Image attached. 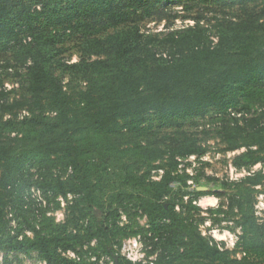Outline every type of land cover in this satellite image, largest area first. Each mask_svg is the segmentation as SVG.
<instances>
[{
	"label": "trees",
	"instance_id": "16d2710c",
	"mask_svg": "<svg viewBox=\"0 0 264 264\" xmlns=\"http://www.w3.org/2000/svg\"><path fill=\"white\" fill-rule=\"evenodd\" d=\"M55 1L52 8L44 5L41 12L33 13L23 1L0 0V50L10 53L13 65L25 68V82L31 94L29 101L7 103L9 90L4 87L0 90V110L24 108L29 103L31 107V115L20 121L0 119V130L6 128L15 134V138L0 141V250L22 254L33 251L46 264H67L58 248L74 250L82 237L64 234V226L55 225L50 232L41 225L38 229L28 227L31 238L4 235L8 231V208L22 200L24 188L29 187L26 182L31 167L39 172L37 182L41 190L66 195L63 183L47 175L49 168L59 162L70 169V190L86 204L87 214L100 213L99 218L92 216L98 224L97 231L89 230L87 239L97 238L100 248L110 255L116 252L112 250L115 244L112 232L129 237L144 231L143 236L151 246L147 253H156L154 264H264V212L255 215L250 196L243 197L241 190L236 189L228 196L227 210L220 209V205L211 210L235 216L236 251L221 248L212 238L206 239L175 210L174 203L163 201L171 192V184L180 182L175 174L178 159L204 154L202 146L189 139L169 145L164 152L168 155L166 165L155 166L162 170L157 181L141 185V179L132 172H124L126 184L142 187L150 194L138 197L140 203L133 209L134 215L137 210L145 215L148 231L136 224L139 231L126 234L127 226L119 227L115 222L105 225L103 221L108 220L111 212L116 216L119 210L127 213L134 197L122 188L116 193L118 205H109L106 210L102 205L99 207L95 193L103 177L94 158L86 156L91 145L82 143L91 140L92 135L117 132L123 127L121 121L143 122L150 112L166 124L202 117L210 109L242 117L231 110L238 106L240 98L254 95L264 83V36L256 45L250 29L247 31L244 24L233 23L227 17L217 20L214 42L209 41V28L200 22L178 32L146 35L139 31L136 7L143 6V14L149 15L163 1L181 0H152L150 4H144V0H67L65 7H61L64 0ZM43 16L47 24L40 27L36 20ZM128 23V28L99 36L104 30ZM56 24L71 35H82L78 61L67 63L59 58L49 61L54 54H60L56 45L61 37L51 28ZM28 36L31 41L22 39ZM159 47L166 48V53L158 51ZM57 69L72 79L86 81L85 89L66 92L55 74ZM261 118L263 113L244 120L246 126H252L256 141L234 157V167L249 168L258 163L264 167ZM237 148L235 145L229 150ZM263 180L260 170L236 183V187L249 189L260 186ZM181 194L186 196L184 191ZM210 194L196 190L195 199ZM193 201L189 199L188 206L197 209ZM238 250L240 257L235 255ZM114 260L115 264H142L125 261L118 255Z\"/></svg>",
	"mask_w": 264,
	"mask_h": 264
},
{
	"label": "rangeland",
	"instance_id": "374dc122",
	"mask_svg": "<svg viewBox=\"0 0 264 264\" xmlns=\"http://www.w3.org/2000/svg\"><path fill=\"white\" fill-rule=\"evenodd\" d=\"M10 1L15 3L17 0ZM20 1L29 4L30 11L33 13L41 12L44 5L48 9L56 4L55 0L49 2L47 0ZM151 1L144 0L143 3L150 4ZM66 5H68L67 0H64L61 7ZM136 9L137 26L139 31L146 35L178 32L200 22L202 26L209 28V41L214 42L218 33L216 25L219 19L227 17L233 23L244 24L247 31L250 29L256 45L261 42L264 36V0H181L171 3L163 1L150 11L149 15L143 14V6H138ZM36 23L40 27L42 24H47L46 17L38 18ZM123 27L128 28L130 24L104 30L99 36L115 33ZM51 28L60 35L61 41L56 45L60 54L57 56L54 54L49 61L52 62L57 58L63 59L67 63L78 61L81 57L79 43L82 35H71L70 31L64 30L59 24L51 26ZM22 39L26 42L31 41L29 36L22 37ZM158 51L166 53V48L159 47ZM9 57L10 53L0 50V90L3 87L9 90L7 103L29 101L31 94L28 92L25 82L26 70L13 65L14 62L9 60ZM83 58L96 59L95 56L84 55ZM55 74L60 78L66 92L76 93L86 87V81L79 78L72 79L58 69L55 70ZM29 105L30 103L24 108L0 110V119L2 117L3 121L9 118L20 121L22 117L31 115ZM234 112L241 113L242 117H233L232 114L229 115V112L218 114L210 109L202 117L186 118L170 124L164 123L153 112H150L144 117L143 122H140L139 119L128 121L127 124L121 121L120 125L123 127L117 132L106 136L92 135L91 140L82 141V143L91 145L86 156L94 158V163L100 167L103 177L100 187L95 193L99 207L102 205L103 210H106L109 205H118L116 193L122 188L128 195L134 197V201L129 203L131 209L127 213L119 210L116 216L114 212H111L108 220L103 223L111 225L115 222L119 227L127 226L126 234L129 231H139L135 227L136 224L147 232L149 226L145 215L139 210L134 215L133 209L137 208L140 203L138 197L143 198L144 195L150 194L145 192L142 187L126 184L123 181L124 172H132V175L141 179V185L159 180L162 170L156 169L155 166L166 165L168 155L164 152L167 147L178 140L189 139L205 148V152L202 155H191L178 159L179 164L175 174H178L180 182L172 183L171 192L163 201L174 203L175 210L197 227L206 239L212 238L221 248L236 251L238 228H235V216L217 214L211 210L216 209L219 205L220 209L227 210L228 196L239 189L244 193L243 197L250 196L255 215L261 216L260 214L264 212V180L260 186H249V189H245L244 186L236 187V183L240 184L249 174L257 173L260 170L264 174V167L258 163L249 168L238 169L232 164L236 155L246 151L256 141L252 126H246L244 120L264 114V83L259 85L258 92L254 95L245 99L240 98L238 106L231 110V113ZM46 115L50 116L49 113ZM259 122L264 123V118H261ZM10 138H15V134L10 133L6 128L0 130V141H7ZM235 145H238L237 149L229 150ZM253 148L256 147L253 146ZM144 151H146L145 154H143ZM70 172L69 168H65L59 162L49 168L47 175L57 183H63L66 191L65 196L60 193L54 195L51 191L44 192L40 189L39 182H37L39 172L36 168L31 167L26 182L29 187L24 188L21 194L22 200L8 208L6 216L8 231H5L4 235L18 236V239L25 236L31 238L33 235L28 227L34 226L38 229L41 225L50 232L55 225L64 226L66 229L64 234L71 233L82 237V240L75 244L74 250H65L63 246L58 248V254L66 259L67 264H109L110 262L115 264L114 259L117 255L126 261L121 256L122 242L139 237L138 239L141 241L139 254L144 257L145 246L150 247L151 250L149 242H146L143 236L144 231L129 237H125L122 232H112L115 243L112 250L116 251L114 255L103 251L97 238L87 239L89 230L93 229V233L97 231L98 224L94 222L92 216L99 218L100 213L88 211L87 214L86 204L82 202L77 193L70 190L72 187L68 178ZM198 187L207 188L211 194L195 199ZM181 191H184L186 196L182 197ZM189 199H194L192 204L197 209L188 206ZM149 235L147 234V236ZM71 254L74 255V258ZM235 255L240 257L242 254L238 250ZM0 264H44V261L33 251L22 254L0 250Z\"/></svg>",
	"mask_w": 264,
	"mask_h": 264
},
{
	"label": "built area",
	"instance_id": "2783aa9c",
	"mask_svg": "<svg viewBox=\"0 0 264 264\" xmlns=\"http://www.w3.org/2000/svg\"><path fill=\"white\" fill-rule=\"evenodd\" d=\"M138 238H132V239H128L122 242L121 256L125 258L127 261H130L133 263L137 262V263H142V264H154L156 260V253L148 254L147 251L150 250V247L145 246L146 249L144 251V257L143 255L139 254L141 241ZM71 256L74 258L73 254H71ZM44 264L46 263L44 262ZM109 264H113V263L110 262Z\"/></svg>",
	"mask_w": 264,
	"mask_h": 264
},
{
	"label": "water",
	"instance_id": "95a60500",
	"mask_svg": "<svg viewBox=\"0 0 264 264\" xmlns=\"http://www.w3.org/2000/svg\"><path fill=\"white\" fill-rule=\"evenodd\" d=\"M208 189L207 188H204V187H198L197 188V191H201V192H205L207 191Z\"/></svg>",
	"mask_w": 264,
	"mask_h": 264
}]
</instances>
